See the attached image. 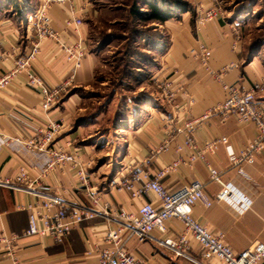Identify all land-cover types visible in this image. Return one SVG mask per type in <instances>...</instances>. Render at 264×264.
<instances>
[{
    "label": "crops",
    "instance_id": "obj_1",
    "mask_svg": "<svg viewBox=\"0 0 264 264\" xmlns=\"http://www.w3.org/2000/svg\"><path fill=\"white\" fill-rule=\"evenodd\" d=\"M42 1L0 0V76L13 67L16 57H24L31 51L29 20ZM195 3L202 12L213 8L211 0H195ZM241 3L237 0L231 9H227V15L220 11L218 17L203 26V29L191 25V17L187 14L190 11L184 13L187 15L181 17V21L161 23L169 39L164 45L156 44L155 51L149 50V62L156 68L153 73L155 82L167 83L168 86L161 95L153 90L141 92L145 89L144 83L142 88H138V97L142 101L137 102L139 104L135 112H132V105L128 104L125 109H131H128L131 112L129 117L126 118L125 109L121 112L122 121L112 127L114 134L111 138L114 141L110 136L105 140L95 139L91 134L95 122H83L86 116L82 113V96L88 91L100 65L97 53L89 46V18L95 15L93 6L89 0H69L65 4H55L49 10L53 28L71 43L83 41L87 55L71 79L73 69L67 64L65 55L50 40L42 42L40 56L32 64L34 73L51 89L73 81L69 91L47 111L43 109L42 96L28 85L25 75L14 79L0 94V179L15 183L21 167L27 168L35 176L48 161L47 154L30 153L16 142L7 143V138L35 136L49 121L63 120L66 129L58 138V143L67 146L71 152L78 151L84 161L93 162L88 173L96 191L114 209L123 207L138 211L145 202L158 204L155 196L147 194L141 200H134L128 192L119 193L110 189V180L124 177L129 165L141 163L152 156L148 170L153 176L166 164H172L177 159L186 160L193 150L177 151L180 146H184L183 141L190 133L185 125L208 113L206 119L195 124L196 128L191 134L199 147L209 140L223 137L229 140L228 144L219 147L216 154H207V159L223 183H233L238 191L252 199L250 205L239 212L234 206L217 201L223 187L211 180L209 167L202 161L191 167L180 165L176 172L162 179V183L172 194L192 181L203 183L213 204L207 209L198 203L193 208L194 216L208 232L222 234L235 253L264 243V153L257 156L254 165H244L249 181L239 177L232 167L239 150L256 138V126L238 124L234 117L224 119L223 115L210 112L224 97L222 86L190 54L194 47L207 45L213 51L211 61L214 68L219 70L224 65L229 67L232 63L238 64L237 69L228 68L219 74L223 82L239 84L244 89L251 88L255 83L264 85V61L261 55L254 53L253 48L250 51L247 48L246 51L241 37V25L247 17L238 12ZM72 8L84 21L78 28L66 25ZM168 94H173L172 100ZM259 98L264 100V93ZM100 143L105 146L104 150L112 147L111 154L100 155L102 152L97 149ZM45 181L49 185H44L46 187L40 192L50 193V188V191L52 189L55 194L63 196L71 205L69 212L74 206L87 204L74 169L54 170ZM34 201L28 192L0 186V264H10L8 248L2 242L5 238L11 241L12 253L22 264H98L100 250L105 246L104 239L112 225L106 218L99 216L77 224L60 240H54L49 235L27 236L28 208ZM166 226L167 233H154L155 240L176 239L181 235L183 226L179 221H169ZM39 228H42L40 223ZM155 240L139 243L134 239L128 249L136 257L147 260L148 264H196L184 258H175ZM189 242L190 257L202 261L198 242L194 239ZM207 264L222 263L214 258Z\"/></svg>",
    "mask_w": 264,
    "mask_h": 264
},
{
    "label": "built area",
    "instance_id": "obj_2",
    "mask_svg": "<svg viewBox=\"0 0 264 264\" xmlns=\"http://www.w3.org/2000/svg\"><path fill=\"white\" fill-rule=\"evenodd\" d=\"M68 1H42L39 9L29 20V28L32 32L31 51L24 57H16L13 67L0 76V94L8 88L14 79L25 75L28 85L42 96L43 109L47 111L57 103L62 95L69 91L73 81L51 89L42 78L34 73L32 65L40 56L42 42L50 40L65 55L67 64L72 67L73 76L71 79L75 72L81 68L87 55L84 42L79 40L71 43L68 41L65 35L53 28L52 16L49 14V10L55 4H65ZM216 2L217 0L212 1L213 8L205 12L200 10L199 28L203 29V26L218 17L220 11L216 8ZM75 12L76 10L72 8L66 25L78 28L83 25L84 21ZM190 54L198 61L201 68L222 86L224 97L219 104L210 109V112H217L223 115L224 119L234 117L238 124L256 126V138L239 150L232 165L239 177L249 181L250 178L244 171V165H254L257 156L264 153V100L259 98L264 93V85L255 83L251 88L244 89L239 84L223 82L219 74L221 75L228 68L237 69L238 64L232 63L229 67L224 65L219 70L214 68L211 61L213 51L207 45L194 47ZM168 97L172 100L173 94H168ZM206 117H208V113L185 125V129L190 133L183 141L184 146H180L177 151L181 153L185 149L193 150L186 160L177 159L172 164H166L153 176L148 170L152 156L141 163L129 165L124 177H115L110 180V189L119 193L128 192L134 200H141L147 194L155 196L158 204L145 202L138 211L123 207L114 209L111 203L104 200L103 196L96 191L88 173L93 162L84 161L78 151L71 152L67 146L58 143V138L66 129L63 120L49 121L47 126L39 129L35 136L22 135L7 138V143L16 142L30 153L47 154L48 161L35 176L31 175L27 168L21 167L15 183L7 179H0V186L28 192L34 197L35 201L28 208L30 216L27 236L45 237V235H49L54 240H60L61 237L68 235L77 224L91 221L99 216L106 218L112 225L104 239L105 246L100 250L98 264H148L147 260L138 258L129 251L128 245L134 239L139 243L155 240L154 233L166 234L168 231L166 224L176 220L183 226L180 236L176 239L155 240L159 246L164 247L175 258H184L196 264H207L214 258L219 259L222 264H264V243H258L242 253H235L224 241L222 234L208 232L199 224L194 216L193 208L198 203H202L207 209L213 204V200L205 192L203 183L192 181L191 184L186 185L175 194L170 193L162 183V179L176 172L180 165L191 167L194 163L202 161L209 167L211 180L223 187L222 193L217 196V201L226 202L237 208L239 212L244 211L250 205L252 199L244 196L242 191H238V187L233 183H223L221 176L210 166L207 159V154H216L219 147L228 144L229 140L225 137L209 140L203 147H199L195 142L191 132L193 133L196 128L195 124ZM64 168L74 169L75 176L87 199V204L74 206L71 212L68 211L71 205L63 196L55 194L52 189L51 192L50 188H48L50 193L40 192L43 187L49 185L45 179L54 170ZM41 199L42 201H40ZM37 209L41 211L39 212ZM39 223L42 225L41 229ZM190 239H194L201 247L202 261L200 262L189 255ZM2 242L8 248L7 254L11 257L9 263L22 264L12 253L11 241L5 238L2 239Z\"/></svg>",
    "mask_w": 264,
    "mask_h": 264
},
{
    "label": "rangeland",
    "instance_id": "obj_3",
    "mask_svg": "<svg viewBox=\"0 0 264 264\" xmlns=\"http://www.w3.org/2000/svg\"><path fill=\"white\" fill-rule=\"evenodd\" d=\"M89 1L95 13L89 18L91 31L89 46L97 53L100 65L88 86V91L82 96L84 97L82 113L86 116L83 122L86 124L95 122L96 125L91 132L95 139L105 140L110 136V139L114 141L115 139L111 138L114 134L112 127L122 121L121 112L127 108L128 104L132 105V112H135L139 104L137 102L142 101L138 97V88H142L145 84V89L141 92L153 90L161 95L167 85V83L155 82L153 73L156 68L149 62L151 59L149 50L155 51L157 48L155 45L158 43L164 45L169 37L166 36L165 29L161 28V23L146 22L132 11L137 7L146 15L148 9L145 3L157 2L165 10L169 7V2L166 0ZM236 1L217 0L216 8L227 15V9H231ZM238 1L242 2L238 12L247 16L242 22L240 32L246 51L247 48L248 51L253 48L254 53L261 55L264 61V0ZM184 2L190 9V13L187 14L191 17V25L198 26L201 12L196 8L195 0ZM212 4L214 6V3ZM176 14L177 17L170 19L171 21H181V17L187 15L178 11ZM128 109L124 110L126 118L131 115V109ZM102 145V143L97 145L98 151L102 152L100 155L111 154L112 147L109 146L104 150L105 146Z\"/></svg>",
    "mask_w": 264,
    "mask_h": 264
},
{
    "label": "trees",
    "instance_id": "obj_4",
    "mask_svg": "<svg viewBox=\"0 0 264 264\" xmlns=\"http://www.w3.org/2000/svg\"><path fill=\"white\" fill-rule=\"evenodd\" d=\"M169 2V7L163 10L157 2L154 3H145L146 8L148 9V14L144 15L139 11L137 7L132 11L135 15L141 16V19L152 23L159 22L164 23L170 21V19L177 17L176 12L186 13L190 11L186 2L181 0H166ZM176 11V12H175ZM146 16V17H145Z\"/></svg>",
    "mask_w": 264,
    "mask_h": 264
}]
</instances>
